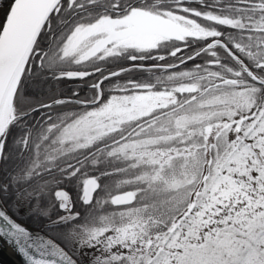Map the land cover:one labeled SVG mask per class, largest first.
<instances>
[{"label": "trees", "instance_id": "trees-1", "mask_svg": "<svg viewBox=\"0 0 264 264\" xmlns=\"http://www.w3.org/2000/svg\"><path fill=\"white\" fill-rule=\"evenodd\" d=\"M261 6H264V0H69L67 6H62L51 15L34 46L15 96V111L25 114L61 99L93 100L97 97V91L92 85L104 75L131 65H172L215 39L224 42L257 77L264 80V28L255 29L253 26L260 18L264 19ZM136 9L155 16L171 17L180 24L185 23L183 20H191L204 30L210 29L220 35L186 36L178 42L160 39L155 46L121 48L117 49V53H101L91 60L78 61L77 55L64 54L68 38L76 28H91L101 19L124 17ZM222 16L244 22L246 26L231 28L210 18ZM236 45L243 48V52ZM74 71L90 74L82 79L69 78L68 74ZM242 82H249L257 88L256 105H263L264 86L253 83L226 52L216 46L174 70L128 69L105 80L101 84L102 99L99 105L105 103L109 95L116 93L171 92L178 103L170 108H179V114L192 113L199 111V107H195L200 101L230 93ZM193 87L195 91L186 90ZM96 107L64 102L34 112L10 127L7 158L1 159L0 163V197L10 214L23 224L41 228L47 211L34 212L29 209L20 215L14 209L16 202L21 200L30 206L36 203L42 210L51 206L55 213L57 207L53 193L58 189L70 195L72 212L80 215L78 220L65 227L72 228L74 223L92 224L121 211L112 207L109 199L115 194L133 190L132 186L115 187L119 184L120 175L106 174L114 173L121 166L108 156L120 133L105 131L91 147H77L73 151H64L62 141L58 140L61 125L65 128L83 111ZM159 112L165 122L164 111ZM93 160L97 164L93 165ZM25 176H28L27 180ZM13 177L20 179L14 183ZM89 177H99L100 187L94 201L84 206L81 201L82 182ZM187 193L188 190L180 191L176 201L155 213L157 218L171 223L183 208L181 200L187 199ZM154 212V209H149V213H145V233L156 231L154 223L148 220L149 214ZM46 233L61 243L51 233Z\"/></svg>", "mask_w": 264, "mask_h": 264}, {"label": "snow or ice", "instance_id": "snow-or-ice-1", "mask_svg": "<svg viewBox=\"0 0 264 264\" xmlns=\"http://www.w3.org/2000/svg\"><path fill=\"white\" fill-rule=\"evenodd\" d=\"M5 4L7 7L3 11V21H0V32L4 30L5 23L13 15L17 0H0V8H3ZM68 4L69 0H42L41 11L35 20L32 34L26 36L21 45L15 44L13 35L0 38V53L8 51L6 65L0 60V74L4 75L7 85L3 94L0 95V141H2L0 142V159L7 158V136L9 127L16 118L15 94L23 75L22 65L26 66L36 42V34L49 20L50 15ZM22 16L23 7L18 19H22ZM213 19L231 28L237 27L239 23L229 18L213 17ZM81 31V28H76L72 36L68 38L69 44L73 43L74 37ZM212 35H220V33L213 32ZM236 47L240 48L239 45ZM240 51L243 52V48H240ZM71 75L68 74L69 78ZM186 90L195 91L196 89L193 87ZM9 93L12 95L11 101L8 99ZM177 103L176 99L169 100L168 94L165 93L156 94L155 97H137L121 106L120 111L123 115L119 123L123 127L114 129L120 135L116 138L117 143L113 146V150L108 153V156L114 158L121 166L114 173L106 174H119V184L115 187L129 185L133 190L110 197L109 202L121 209V215L130 218L129 224L118 230L111 227L103 230L118 231V246L127 248L129 252L127 256L123 254L113 256V260L119 261L120 264H229V261L231 264H264V211H261L264 205L258 204L252 211H244L242 218L235 222L231 216L226 221L214 222L227 225V227L217 228L211 227L208 219H203L209 205L204 203L198 207L193 202L192 196L200 194L187 193V199L181 200L183 208L175 217L176 220H181V223H166L157 218L155 213L176 201V193L180 190V182L184 177L189 173L195 177L202 173V165L210 164L207 161V153L202 152L200 146L194 143L195 130L192 118L187 114L177 115L179 108L171 112L167 111L169 104L176 106ZM222 103L228 106V111H231L232 106L247 105V100L233 98L226 99ZM157 109L166 110L165 115L175 125L174 129L163 123L161 112ZM228 127L231 128L232 125L229 124ZM208 131L210 133L211 130ZM239 131L237 127L236 132L239 133ZM203 139L207 141L209 136H203ZM235 139L238 137L233 138ZM96 140V137H90L86 144H81L79 147H91ZM92 163L95 165L97 161L93 160ZM231 163L237 162L233 160ZM243 163L245 168L238 173L240 176H247L253 182L264 183V170L258 166L260 161L245 160ZM252 164L257 166L253 167ZM12 179L15 183L20 177ZM24 179L27 180L28 176ZM208 179V176H204L205 182ZM98 180L99 177H95L86 182L84 203L91 204L94 201V194L100 187ZM53 196L55 206L67 213L57 217L55 223L67 224L78 219L71 213V197L68 193L58 189ZM236 203L244 209L252 207L249 201L237 200ZM149 209L155 210L148 216V220L153 222L156 228L153 233L144 231L145 213H149ZM234 210L240 214L239 208ZM44 215L47 216L48 213L45 212ZM190 217H199L200 220L185 233L184 222ZM0 218L11 225L13 231L9 235L16 239L17 244L21 237L28 238L29 233L12 221L3 209H0ZM201 223L204 228L200 227ZM4 234L0 230V236ZM96 235L94 231L90 238L94 239ZM257 240L260 244L254 247ZM53 247L56 246L53 245ZM17 251L28 261V264H36L25 248L18 247ZM57 251L61 250L57 249Z\"/></svg>", "mask_w": 264, "mask_h": 264}, {"label": "rangeland", "instance_id": "rangeland-1", "mask_svg": "<svg viewBox=\"0 0 264 264\" xmlns=\"http://www.w3.org/2000/svg\"><path fill=\"white\" fill-rule=\"evenodd\" d=\"M257 7L254 6V8ZM260 9L264 10V7H260ZM2 10L1 8L0 14ZM204 16L207 15L205 14ZM221 18L227 17L222 16ZM231 20L234 22L237 21ZM238 22V28H244L246 26L244 22ZM253 24L255 29L264 28V19L260 18ZM184 26L183 28L187 30V36H213V30L207 29L208 31H206L196 23H193V26H191L188 22H185ZM88 36V34L81 31L74 37L73 43L69 44L68 41L64 49V54L77 55L78 61L82 60L85 52L95 41V38L89 39ZM158 42L159 40L154 41L149 46H155ZM143 46L146 45L140 44L137 47ZM105 54L109 55V52L106 53L104 51L103 55ZM166 93L168 94L169 100L175 99L173 93ZM257 93V88L251 83L242 82L230 93L225 92L200 101L195 107H199L198 112L176 113L180 116L187 114L192 118L195 130L194 143L200 146L202 152L207 153V161L210 162V164L206 163L201 166L202 173L195 175V177L189 173L188 176L184 177L180 182L181 187L176 193V196L178 198L179 192L184 190L186 192L188 190L189 193H195L202 178L208 176V181H204L198 191L200 195L192 196V200L198 207L204 203L209 205V209L203 219H208L211 227H227L226 224H216L214 222L226 221L229 216L235 222L239 218H242L244 211H252L258 204L264 205V183L253 182L247 176H240L238 174L244 170L245 165L243 161L245 160L260 161L258 166L264 170V104L256 105L255 96ZM156 94L165 93L131 92L109 95L105 103L98 104L99 106L96 105L98 107L95 109L83 111L79 118L75 119L62 130V133L58 137V140L62 141V149L64 151H73L79 145L86 144L88 138H98L105 131H113L121 125L119 119L123 115L120 111L122 105L137 97H155ZM233 98L238 100L246 99L247 105L244 107L232 106L231 111H228V106L224 105L222 101ZM170 107L171 104H169L168 112L175 110ZM160 110L164 111L165 122L163 123L174 129L175 125L165 115L166 110L157 109V111ZM229 124L232 125L231 128L228 127ZM237 127L240 129L239 133L236 132ZM209 129L211 130L210 133L208 131ZM203 136H209V139L205 141ZM234 137H238V139L233 140ZM229 141H232V143H229ZM201 158L203 159V157ZM233 160L237 163L232 164L231 161ZM251 166L255 167L257 165L252 164ZM237 200L249 201L252 207L247 209L241 208L236 203ZM23 205L25 204L20 203L22 210L20 211L19 209V212L21 213H25ZM237 208L240 209V214L234 210ZM261 211H264V207L261 208ZM175 217L171 223H181V220H176ZM100 220L102 221V227L88 226L86 224L87 226L84 225L80 233L77 231L73 232V237L78 235L76 240H74L76 243L75 249L73 250L76 253L74 254L76 256L78 255L83 261L88 260L89 257H94L96 261L102 264L118 263L119 261L113 260V256L121 254L127 256L129 254L128 249L123 246H118V231L103 230L109 227L118 230L129 224L128 221H130V218L126 215H121V211H119L116 215ZM198 220H200L199 217L188 218L184 222L183 231L187 233L189 229L195 226ZM105 221H108L110 224ZM122 221L126 222L123 223ZM113 225L120 226L116 227ZM200 227L204 228L203 223L200 224ZM94 231L97 235L93 239L90 237ZM259 244L260 241L257 240L255 245L258 246Z\"/></svg>", "mask_w": 264, "mask_h": 264}, {"label": "water", "instance_id": "water-1", "mask_svg": "<svg viewBox=\"0 0 264 264\" xmlns=\"http://www.w3.org/2000/svg\"><path fill=\"white\" fill-rule=\"evenodd\" d=\"M42 0H17V5L14 6V12L13 15L9 17L8 21L5 23L4 30L0 32V38H7L9 35L14 36L15 44L21 45L26 36L32 34V30L34 28L35 20L39 16L41 8ZM23 7V16L22 19H18V16H20V10ZM6 9V8H5ZM3 9L2 12L5 10ZM0 14V19L3 21V14ZM54 13V12H53ZM52 13V14H53ZM51 14V15H52ZM50 15V16H51ZM45 24L42 26L41 30L38 34H36V42L38 37L40 36ZM110 24L112 26L118 24L121 26H126V29H123L118 32L111 33L108 37L98 41L96 44H94L86 53L87 58H92L96 56L99 52H101L105 47H107L110 43L116 42V41H122L125 40L131 36L136 35H152V36H158L161 38H165L170 41H178L181 36H184L186 34V30L181 28L179 25L175 24L174 22L164 19L152 16L148 13L139 11V10H133L130 12L129 16L126 17L123 20H111ZM35 42V44H36ZM32 47V51L34 49V46ZM220 46L223 48V50L226 52V54L239 66V68L254 82L258 85L264 86V80L257 77L247 66L246 64L237 57L222 41L220 40H213L210 43H208L206 46H204L201 50L194 53L192 56L188 57L187 59L171 66H133L132 68L137 69H152V68H159L162 70H172L175 68H178L185 63L193 60L196 56L200 55L204 51L215 47ZM31 51V54H32ZM30 54V56H31ZM8 51L5 50L3 53H0V60H2L6 65ZM29 56V58H30ZM27 59V63L28 60ZM26 63V66H27ZM26 66L22 67L24 68L23 74L25 71ZM123 70H119L113 73H110L104 77H102L97 84L95 85L98 90V99L95 102L91 103H85V102H77L80 105H89L93 106L97 104L101 98V91H100V85L101 83L110 77H113L119 73H121ZM77 78L87 76L88 73H73ZM23 76V75H22ZM21 81V80H20ZM6 80L4 78L3 74H0V95L3 94L5 88H6ZM16 95V94H15ZM9 101L12 99L11 93L8 95ZM67 101H73V100H67ZM63 102L62 100L55 101L53 103H50L45 106H41L38 108L33 109L27 114L16 116L14 122L18 119H21L23 117L29 116L30 114L34 113L37 110H40L44 107L51 106L57 103ZM13 122V123H14ZM12 123V124H13ZM11 124V125H12ZM10 125V127H11ZM9 127V128H10ZM9 131V130H8ZM2 142V141H0ZM1 161V159H0ZM92 178L88 179L87 181L91 180ZM86 181V182H87ZM86 182L83 184V195L85 190ZM84 203V202H83ZM86 204V203H84ZM113 205V204H112ZM116 206V205H113ZM0 209H3V211L6 213V215L14 221L16 224L22 226L28 233L29 236L27 239H24L21 237L19 244H17V241L14 237L9 235L13 229L10 224L7 223L3 218H0V230H2L5 234L0 236V264H28V261L25 260V258L17 251L18 247H23L27 250L29 256L32 258L36 264H79L73 257L70 256V254L64 250L58 243H56L54 240H52L50 237L45 235L42 230L31 228L18 220H16L5 208L3 205L1 198H0ZM48 241H51V243H48ZM53 245L56 247L54 248ZM57 249H60L61 251H57Z\"/></svg>", "mask_w": 264, "mask_h": 264}, {"label": "flooded vegetation", "instance_id": "flooded-vegetation-1", "mask_svg": "<svg viewBox=\"0 0 264 264\" xmlns=\"http://www.w3.org/2000/svg\"><path fill=\"white\" fill-rule=\"evenodd\" d=\"M193 1H198V0H193ZM195 14V13H193ZM197 14V13H196ZM205 15V14H203ZM124 17H120V18H104L101 19L96 25H94L91 28H87L84 29L82 32L88 34V38H95V42H97L100 39H104L106 37H108L111 33L113 32H117L119 30H123L125 28H127L126 26H120V25H115L112 26L110 24V21L113 19H118L121 20ZM169 19H171L174 22L179 23L178 21H176L175 19L168 17ZM184 22H188L191 26H193L192 21L189 22L187 20H183ZM180 24V23H179ZM184 26V24H182ZM160 40V38L158 37H152V36H142V35H138V36H133V37H129L123 41L120 42H115L113 44H110L104 51H108V52H112L115 51L117 49L120 48H127V47H131V46H140L141 45H147V43L149 42H154ZM64 128V126H60V134L62 133V129ZM64 130V129H63ZM81 201H83V195L81 194ZM17 204L14 205V209L15 212L17 214H21V212H19L22 210V208H20V203L24 204L21 200H18L16 202ZM27 204V202H26ZM34 205H23L24 206V212L28 211L29 209L32 211H36L38 210L39 212H45L47 211L48 215L43 223V225L41 226L45 232L51 233L53 236H55L59 241H61V243H59L63 248H65V250L69 251V254H71L79 264H102L99 261H96L94 257H89L88 260H82L78 255L76 256L74 253H76L75 251H73L75 249V241L77 236L73 237L75 231L79 232L82 231V228L84 225L88 224V226H98L101 227L102 225V221H94L92 224L91 223H86V224H73L72 228L69 227H65L64 225L67 226V224L65 223H55V221L57 220V217L63 216V215H67V213L62 212L57 206V211L54 213L53 210H51V206L48 207L46 210H42L39 208V205L36 203H33ZM89 205V204H86ZM60 211V214L59 212ZM71 213L75 216L78 217V219L80 218L79 213H73L72 209H71ZM58 214V215H57ZM57 215V216H56ZM77 219V220H78ZM64 226V228H63ZM87 226V225H86ZM59 227V228H56ZM52 228V229H51ZM56 228V229H55ZM72 233V234H71ZM47 234V233H46ZM52 238V237H51ZM78 240V239H77ZM56 241V240H55ZM57 242V241H56ZM80 254V252H79Z\"/></svg>", "mask_w": 264, "mask_h": 264}, {"label": "bare ground", "instance_id": "bare-ground-1", "mask_svg": "<svg viewBox=\"0 0 264 264\" xmlns=\"http://www.w3.org/2000/svg\"><path fill=\"white\" fill-rule=\"evenodd\" d=\"M2 14H3V12H2Z\"/></svg>", "mask_w": 264, "mask_h": 264}]
</instances>
